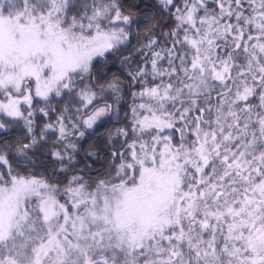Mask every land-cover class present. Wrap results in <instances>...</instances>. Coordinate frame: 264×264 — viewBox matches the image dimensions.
I'll return each mask as SVG.
<instances>
[{
	"label": "snow or ice",
	"instance_id": "6c2138e0",
	"mask_svg": "<svg viewBox=\"0 0 264 264\" xmlns=\"http://www.w3.org/2000/svg\"><path fill=\"white\" fill-rule=\"evenodd\" d=\"M145 8L0 0V264H264V0Z\"/></svg>",
	"mask_w": 264,
	"mask_h": 264
},
{
	"label": "trees",
	"instance_id": "16d2710c",
	"mask_svg": "<svg viewBox=\"0 0 264 264\" xmlns=\"http://www.w3.org/2000/svg\"><path fill=\"white\" fill-rule=\"evenodd\" d=\"M128 3H138L141 7V9L147 10L145 8L146 5H154L156 3V0H126ZM132 44L135 45L136 41L132 40ZM128 53L125 52L123 55H127ZM98 71H104L107 74V78L111 79L113 75H123L122 72V66L119 64V61L113 58H109L106 68L101 69L99 65L97 66ZM95 82V81H93ZM130 103V98L126 100L120 107V115L123 117L125 111L128 109V104ZM60 107H63V103H61ZM56 114L53 113L51 116V120H55ZM107 118H105L106 120ZM48 122V118L42 117L39 114H37L36 117V124H37V132H39L40 128L43 127V124ZM114 121L112 123H100L98 126L95 127V131L93 133L92 129H87L86 135L83 138H79L78 141V151L79 155L77 156V160L81 161L83 163H92L91 160H85L84 153L89 149L90 145L96 143L103 135H106V130L113 127ZM20 134V138L23 137L24 130H23V121L19 122V125H13L11 127V131L9 134H7V138L9 140H14L18 138L17 134ZM51 139H55V137H51ZM40 164L35 166V170L37 172H44L46 170L47 174L49 176H52V173L54 170H58L60 168V165L58 163H55L51 160L49 156L40 155L39 157ZM104 163L102 159H97L92 164L94 169H100L101 165ZM13 164L15 165V161H13ZM81 164V166H82ZM21 167H24L21 165ZM6 170V169H5ZM71 171L69 173H58L59 179L63 180L65 175H70Z\"/></svg>",
	"mask_w": 264,
	"mask_h": 264
},
{
	"label": "rangeland",
	"instance_id": "374dc122",
	"mask_svg": "<svg viewBox=\"0 0 264 264\" xmlns=\"http://www.w3.org/2000/svg\"><path fill=\"white\" fill-rule=\"evenodd\" d=\"M100 103H103V101H100Z\"/></svg>",
	"mask_w": 264,
	"mask_h": 264
}]
</instances>
